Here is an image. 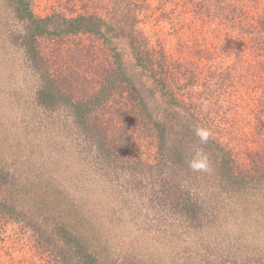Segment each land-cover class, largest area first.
I'll return each mask as SVG.
<instances>
[{"label": "trees", "instance_id": "trees-1", "mask_svg": "<svg viewBox=\"0 0 264 264\" xmlns=\"http://www.w3.org/2000/svg\"><path fill=\"white\" fill-rule=\"evenodd\" d=\"M79 1L83 13L68 17L0 0V49L22 55L32 94L12 133L30 166L15 165L12 128L0 124V222L32 233L40 264H264V0L197 4L224 32L220 43L233 46L225 54H246L261 80L245 163L220 137L221 97L242 66L232 76L223 54L226 68L212 73L203 56L188 58L204 53L189 41L180 50L187 57L156 46L140 27L147 0ZM76 37L107 48L92 95L76 97L83 87L71 66L56 74L44 56L45 41ZM107 109L156 139L153 161L114 141L112 130L127 138L131 124L117 119L110 129L100 115ZM197 127L211 132L207 143ZM199 149L206 164L193 170Z\"/></svg>", "mask_w": 264, "mask_h": 264}, {"label": "rangeland", "instance_id": "rangeland-1", "mask_svg": "<svg viewBox=\"0 0 264 264\" xmlns=\"http://www.w3.org/2000/svg\"><path fill=\"white\" fill-rule=\"evenodd\" d=\"M201 1L147 0L150 9L142 15L141 25H139L145 28L146 33L156 43V46H161L169 54L174 52L176 57L188 56L192 59H199L203 56L204 69L208 67L212 73H219L229 66L227 71L233 76L234 72L231 70L235 68V65L243 67L241 77L234 79L232 87L224 90L221 97L224 105L228 107L220 110L223 121L220 126V137L234 148L237 158L245 163L246 145L251 142H249L250 138L247 136V132H250L249 125L252 123L251 112L257 106L255 98L258 99L261 80L258 76L256 78V72L253 68L250 70L247 67L248 65L245 63L246 54L241 55L234 50H227L225 54L223 46L228 48L233 46L220 43V40L225 37L223 36L224 32L220 27H217V23L214 22L215 18L209 15L204 6L203 8L197 6L199 3L202 6ZM95 6L91 4L90 9H94ZM32 8L38 16L60 12L70 17L84 11L79 0H32ZM190 37L193 38V41ZM181 40L187 41L182 42ZM188 41L192 47V52L203 50L204 53L197 55L198 52H196L192 56L181 54L180 50H182L183 44H187ZM42 46L44 56L47 59L45 60L48 66L54 70V73L58 74L69 66L76 73L83 87L76 97L83 93L94 94L98 89V72L102 68V63L104 64L107 60L103 56V51L107 48L101 46L99 41L91 37H76L60 43L45 41ZM4 53V50L0 49V124L12 128L13 132L9 137V144L15 146V151L12 153L18 157L17 161H19L15 162V165L20 166L19 163H29L26 159H22L25 152L23 142L16 139L12 133L15 132L16 126L19 128L24 113L21 104L30 100L32 94L27 85L28 75L25 72L22 55L14 51L8 52L6 55L11 56V61L5 63L2 59L4 56L6 57ZM223 54L226 55V67L221 66V62L224 61L222 60ZM211 62H214V65L210 68ZM203 79L207 78L203 77ZM15 100L18 101L15 102L18 105L13 107L10 103ZM115 110L117 109L112 107V111ZM124 110L126 109L124 108ZM105 112V114L100 113L101 121L103 123L108 122L107 125L110 124V129H112V124L113 127L117 125V119L123 127L125 124H131L127 138L122 132L119 134L118 130H112L110 136H114V141L117 140L116 142L120 143L121 146L126 142L125 145L129 146L136 158L153 161L156 152V139L146 129L143 130L138 121L128 120L123 123L119 116L109 114L108 109ZM134 143H137L136 147L133 146ZM32 146L30 145L28 148ZM37 159H40L39 155ZM34 244L32 233L26 231L22 225L0 222V257L5 259V263L40 264L37 256H33L35 254Z\"/></svg>", "mask_w": 264, "mask_h": 264}, {"label": "clouds", "instance_id": "clouds-1", "mask_svg": "<svg viewBox=\"0 0 264 264\" xmlns=\"http://www.w3.org/2000/svg\"><path fill=\"white\" fill-rule=\"evenodd\" d=\"M195 134L199 138V141L201 144L207 143L211 132L203 127H197L195 128ZM206 164V157L202 151V149H199L196 151L193 158L189 161V166L193 170H200L205 167Z\"/></svg>", "mask_w": 264, "mask_h": 264}]
</instances>
